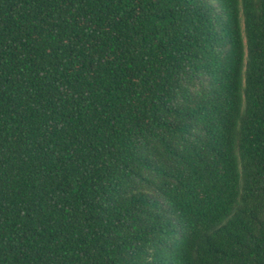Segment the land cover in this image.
<instances>
[{
  "label": "trees",
  "instance_id": "16d2710c",
  "mask_svg": "<svg viewBox=\"0 0 264 264\" xmlns=\"http://www.w3.org/2000/svg\"><path fill=\"white\" fill-rule=\"evenodd\" d=\"M0 264H264V0H0Z\"/></svg>",
  "mask_w": 264,
  "mask_h": 264
}]
</instances>
